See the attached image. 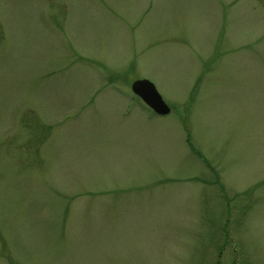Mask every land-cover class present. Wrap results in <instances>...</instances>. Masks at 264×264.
<instances>
[{"label":"rangeland","instance_id":"1","mask_svg":"<svg viewBox=\"0 0 264 264\" xmlns=\"http://www.w3.org/2000/svg\"><path fill=\"white\" fill-rule=\"evenodd\" d=\"M0 264H264V0H0Z\"/></svg>","mask_w":264,"mask_h":264},{"label":"water","instance_id":"2","mask_svg":"<svg viewBox=\"0 0 264 264\" xmlns=\"http://www.w3.org/2000/svg\"><path fill=\"white\" fill-rule=\"evenodd\" d=\"M130 90L155 114L166 115L170 107L163 101L154 84L148 79H136L131 82Z\"/></svg>","mask_w":264,"mask_h":264}]
</instances>
